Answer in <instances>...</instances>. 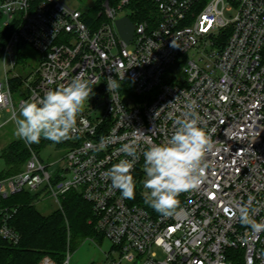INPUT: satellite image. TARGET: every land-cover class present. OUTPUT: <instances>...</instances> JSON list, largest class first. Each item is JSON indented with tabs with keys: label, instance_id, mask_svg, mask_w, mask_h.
<instances>
[{
	"label": "built area",
	"instance_id": "built-area-1",
	"mask_svg": "<svg viewBox=\"0 0 264 264\" xmlns=\"http://www.w3.org/2000/svg\"><path fill=\"white\" fill-rule=\"evenodd\" d=\"M154 2V26L133 22L130 0H122L106 1L105 21L91 29L83 10L61 0H0L4 27L14 28L2 49L0 112L15 119L24 101H39L77 75L94 93L77 117L60 174L48 171L27 143L23 172L0 180V237L14 245L21 239L9 224L17 211L2 207V198L42 192L61 206L75 191L92 205L96 231L118 253L107 264H264V230L240 220L246 207L264 223V0ZM233 10L234 18H226ZM125 17L134 24L131 43L116 27ZM27 46L37 53L33 60ZM109 77L121 87L109 92ZM15 80L27 94L18 108ZM193 111L211 135L208 167L199 186L179 194L175 213L165 216L144 203L143 152L166 143L175 122ZM133 140L136 190L127 199L107 173L132 159L121 149ZM71 258L68 245L62 263L46 255L38 264H71Z\"/></svg>",
	"mask_w": 264,
	"mask_h": 264
},
{
	"label": "clouds",
	"instance_id": "clouds-1",
	"mask_svg": "<svg viewBox=\"0 0 264 264\" xmlns=\"http://www.w3.org/2000/svg\"><path fill=\"white\" fill-rule=\"evenodd\" d=\"M107 87L113 92L121 85L109 77ZM93 94L90 82L77 75L70 84L49 90L39 101H24L15 118L14 134L28 144H38L41 138L55 143L71 138L77 117ZM198 120L195 111L177 120L175 132L166 143H153L143 152V186L149 190L144 194V203L162 215L175 213L179 194L198 187L208 167L206 155L213 143L211 135L198 126ZM135 145V140L124 144L121 151L132 159H121L107 173L113 188L127 199L135 198L136 182L131 174L137 159ZM240 220L255 232L264 230V223L253 220L246 207L240 209Z\"/></svg>",
	"mask_w": 264,
	"mask_h": 264
},
{
	"label": "trees",
	"instance_id": "trees-1",
	"mask_svg": "<svg viewBox=\"0 0 264 264\" xmlns=\"http://www.w3.org/2000/svg\"><path fill=\"white\" fill-rule=\"evenodd\" d=\"M84 11V21L91 29H96L105 21L101 0ZM110 5L116 6L122 0H107ZM129 17L133 22L143 21L156 25L158 12L154 0H130ZM0 15V20H1ZM14 28L5 27L0 31V61L2 49L10 38ZM21 81H13V88L18 90ZM40 140L39 143H44ZM31 148L38 147L36 143L29 144ZM41 146V145H40ZM60 146L64 144L60 143ZM69 143L66 144L68 148ZM30 149L26 142L17 140L12 142L1 153L6 169L0 173V180L23 172L26 162L30 158ZM44 197V193H23L1 199V206L11 211L16 210L10 226L20 235L17 245L0 237V264H38L44 256H50L57 263H62L67 252L68 244L71 247L73 239L82 237L103 238L96 231L93 207L82 196L71 191L61 199L62 209L56 210L49 216H43L36 210V201ZM90 221H92L90 223Z\"/></svg>",
	"mask_w": 264,
	"mask_h": 264
},
{
	"label": "rangeland",
	"instance_id": "rangeland-1",
	"mask_svg": "<svg viewBox=\"0 0 264 264\" xmlns=\"http://www.w3.org/2000/svg\"><path fill=\"white\" fill-rule=\"evenodd\" d=\"M64 4L68 5L72 9L77 10H87L91 4L95 3L94 0H61ZM107 0H101L102 6ZM236 15V11H228L226 12V18L232 19ZM6 21V17L1 16L0 20V31L5 29L4 22ZM25 52L28 55L29 60H33L37 57V53L33 50L31 46H27L25 48ZM193 54H190L192 57ZM196 58V57H194ZM0 82H5L4 77V68L2 63L0 62ZM12 90L14 91L13 94V102L16 108L19 106L20 97L23 95H27L24 90H22L21 95L19 92L21 90L15 91L13 88V81L11 82ZM19 87V86H18ZM19 113L17 117H19ZM12 112H7L3 110L0 112V125H2L0 129V156L1 153L6 149L12 142L20 140L14 133H15V119L12 118ZM44 140V143H38V147L36 150L31 148L33 152L37 153L42 162L48 167V171H50L54 176L60 174L62 171V167L64 165L63 158L66 154L67 148L65 147L66 144L69 143V139L64 140L59 143H55L46 139L41 138ZM60 143L64 144V146H60ZM37 145V143H36ZM41 145V146H40ZM31 153V151H30ZM6 169V165L3 159L0 158V173ZM147 189L143 186V193L145 194ZM61 201V200H60ZM36 210L43 216H49L56 210L62 209V207L56 203L55 199L44 196L41 199L36 201ZM69 245V244H68ZM113 246L111 242L106 238H93V237H82V238H75L70 247V251L72 254L71 264H107L109 258H119L118 253L114 252L112 249ZM68 249V248H67ZM159 253V258H163V254L160 250L156 249Z\"/></svg>",
	"mask_w": 264,
	"mask_h": 264
},
{
	"label": "water",
	"instance_id": "water-1",
	"mask_svg": "<svg viewBox=\"0 0 264 264\" xmlns=\"http://www.w3.org/2000/svg\"><path fill=\"white\" fill-rule=\"evenodd\" d=\"M116 27L120 37L127 43H131L134 37V24L125 17L116 21Z\"/></svg>",
	"mask_w": 264,
	"mask_h": 264
}]
</instances>
